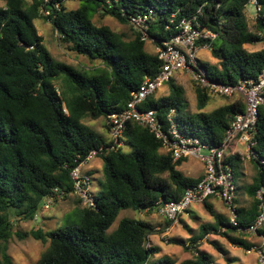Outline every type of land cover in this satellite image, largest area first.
Returning a JSON list of instances; mask_svg holds the SVG:
<instances>
[{
    "label": "trees",
    "instance_id": "1",
    "mask_svg": "<svg viewBox=\"0 0 264 264\" xmlns=\"http://www.w3.org/2000/svg\"><path fill=\"white\" fill-rule=\"evenodd\" d=\"M66 1L72 0H0V264H15L7 253L8 240L17 233L14 220L36 219L42 200L54 188L67 197L73 191L71 170L106 141L83 120L123 110L144 77L154 76L161 67L156 52L145 51L139 30L131 36L113 31L95 24L96 14L129 25L132 17L147 16L145 32L156 48L176 33L182 19L194 16L202 30L216 34L213 40L196 44L210 43L216 62L208 65L199 60V66L211 81L235 84L255 79L264 69V47L258 51L244 47L262 40L257 31L264 30V0H258L261 9L254 29L244 14L249 0H76L79 6L70 10L64 7ZM37 18L49 21L59 42L88 59L91 67L78 69L55 59L35 27ZM166 85V94L151 95L141 109L155 110L163 129L171 114L186 137L220 144L235 114L244 109L243 99L237 97L203 111L211 95L195 85L198 111L189 113L183 87L174 78ZM121 140L129 151L120 146L96 155L102 159V180L98 196L92 192V204L73 195L76 220L67 219L64 226L48 232L38 228L24 233L50 241L35 264H176L168 255L152 259L159 248L149 244L150 235L173 225L165 217L161 229L143 219L123 218L112 232L107 230L122 209L157 210L164 202L178 201L201 176L184 175L177 167L186 158L173 160L162 140L134 121L126 123ZM253 141L255 175L244 186L251 200L248 206H238L237 195L234 200L236 219L243 227L255 221L260 203L264 205V190L262 200L256 197V191L264 189L263 106L258 109ZM227 161L236 178L240 156L230 155ZM84 171L92 177V172ZM203 207L213 222L203 224L189 243L168 239L191 254L178 264H214L212 255L198 246V240L210 232L244 250L255 245L208 200ZM257 232L264 234V227Z\"/></svg>",
    "mask_w": 264,
    "mask_h": 264
},
{
    "label": "built area",
    "instance_id": "2",
    "mask_svg": "<svg viewBox=\"0 0 264 264\" xmlns=\"http://www.w3.org/2000/svg\"><path fill=\"white\" fill-rule=\"evenodd\" d=\"M255 9V18L259 16L261 5L258 0H249ZM48 12H45L47 14ZM175 13L172 14L171 22ZM145 15H137L131 18L135 29L139 30L142 39L149 40L145 30L147 29ZM176 33L162 46L156 48V54L161 62L159 71L152 77L145 76L138 89L131 92V97L123 110L108 114L105 119V127L108 138L98 149L89 151L85 159L74 167L70 176L73 180V191L68 193L80 197L83 204H92L91 176L83 169V164L91 157H96L100 152L108 149L123 146V130L128 121L147 127L154 135L161 139L164 149L170 151L173 160L181 158L200 159L204 166V174L195 184L185 189L178 201H167L162 203L157 212L174 224L178 223L183 215H187L195 204L203 205L206 200L216 197L226 206L229 214V221L238 227V231L244 234L255 235L258 243H254L251 249L256 255L258 264H264V234L258 233V229L264 227V205L260 203L259 213L252 224L243 227L237 222V212L234 200L236 198V185L232 167L227 161L230 155H239L241 160L253 159L257 154L252 147L256 133L259 107H264V69L261 70L255 79H240L235 84H223L211 81L205 70L199 66L197 55V42L201 39L213 40L216 34L209 30H202L196 19H182L175 26ZM257 35L264 42V30L257 31ZM202 46L209 50L210 43ZM191 71L192 78L200 88H206L208 94H219L222 96L238 95L243 99V111L235 114L234 118L224 132L220 144L204 142L196 137L182 135L176 126L171 114L168 123L163 125L158 121L155 110L141 109L142 103L151 95H156L157 89L182 71ZM206 149L207 154H202ZM263 188L256 191V197L262 200ZM64 196V192L54 188L52 193L44 197V208Z\"/></svg>",
    "mask_w": 264,
    "mask_h": 264
},
{
    "label": "rangeland",
    "instance_id": "3",
    "mask_svg": "<svg viewBox=\"0 0 264 264\" xmlns=\"http://www.w3.org/2000/svg\"><path fill=\"white\" fill-rule=\"evenodd\" d=\"M79 3L80 2L76 0L66 1L64 3V7L66 10L75 9L79 6ZM244 14L246 16L249 28L254 29V6L252 4H247ZM93 22L97 25H107L113 31L124 33L127 36H131L135 31L134 26L120 23L111 16L101 17L100 15L96 14L93 17ZM34 24L38 33L42 36L45 46L55 59L65 61L78 69L91 67L92 63L88 61V59L81 55H76L74 52L68 50L64 44L59 42L58 36L49 21L37 18L34 20ZM244 47L248 51H258L264 47V42L246 44ZM144 49L148 53L156 52V47L149 40L145 41ZM197 55L199 60H201L204 64L210 65L216 62V60L212 58L210 51L202 45L197 46ZM173 78L175 79L176 83L181 85L184 89V94L187 100V111L189 113L197 112L198 109L196 106L195 96V85H197V83L192 78V72L189 70L182 71L174 75ZM166 93L167 85L164 84L157 89L156 96L164 95ZM237 97L239 96H222L219 94L211 95L210 101L202 110L210 111L217 106L233 101ZM83 122L90 125L106 137L104 118L101 117L95 120L86 118L83 120ZM122 150L125 152L129 151V145L124 144ZM207 153L208 152L206 149L202 150V154ZM185 160H183L177 167L183 174L189 177H195L196 175L198 176L202 173V171H199L203 164L200 159L189 158L186 161ZM236 163L239 166L238 173L235 178L236 195L239 199L238 206H248L251 199L244 190V186L252 181V178L250 177L255 173V164L254 161L246 159V157H244V159L241 161H237ZM83 169H90L93 171L91 177V190L95 195L98 196L99 181L102 180V159L95 156L91 157L86 163L83 164ZM75 198L76 197L72 194L65 198H59L53 201L48 208L43 207L44 200H42L36 219H20L18 221L14 220L15 230L17 233H14L8 240L7 253L15 264H35L41 255L47 250L50 244L49 239L43 242L41 240L34 239L29 235L23 236L24 233H28L29 231L36 230L38 228H40L42 232H48L64 226L67 219H77L76 215L72 213L74 209L73 207L76 204ZM219 202L217 199L212 201L215 211L229 219L230 213L228 212L226 206L220 200ZM123 218L143 219L151 224L155 229H161L163 226H165V218L159 214L157 210L146 212L133 209H122L107 232H112ZM181 219L182 221H179L175 224L173 223V225L165 232L161 234L155 233L150 235L149 244L159 248V251L153 255L152 259H157L160 256L168 255L176 261V264H178L183 259L191 257L190 252H187L183 246L169 243L168 239L178 238L182 239L185 243H189L190 238L198 235L199 229L203 224L213 222L212 216L204 209L203 206L200 207V211L192 212L190 210V212H188L187 215H183ZM18 234L21 237L18 236ZM244 238L255 244L259 242V239L255 235L247 234L244 235ZM211 240L216 242L220 249L212 244ZM198 246L200 249L208 251L212 254L214 264H220L222 262L224 264H235L230 263L229 260L231 258H238L240 261V258L246 260V258L249 257V255L245 253L241 247L230 244L224 237L212 232L207 233L204 237L199 239ZM217 260H219V263ZM247 263L253 264L254 261L246 260L245 264Z\"/></svg>",
    "mask_w": 264,
    "mask_h": 264
},
{
    "label": "crops",
    "instance_id": "4",
    "mask_svg": "<svg viewBox=\"0 0 264 264\" xmlns=\"http://www.w3.org/2000/svg\"><path fill=\"white\" fill-rule=\"evenodd\" d=\"M105 131H106V128H105ZM106 139L108 138V133H107V131H106V137H105ZM189 159V158H188ZM187 160V159H186ZM185 160V161H186ZM88 170V169H87ZM188 170H190V169H188ZM88 171H90V172H92L93 173V171L92 170H88ZM199 171H202V173L201 174H199L198 176H203V174H204V166H203V164H202V166H201V169H199ZM185 175V174H184ZM254 175H255V173L250 177V178H252L253 179V177H254ZM187 176V175H186ZM197 175L195 176V177H198ZM214 199H217L218 200V202H219V198H216V197H211L209 200H208V202H210V204H212V206H213V203H212V201L214 200ZM221 201V200H220ZM219 204H220V202H219ZM203 205H201V204H195V205H193L192 206V208H191V211L192 212H196V211H200V207H202ZM213 208H214V206H213ZM215 210V209H214ZM244 250V249H243ZM208 252V251H207ZM244 252L245 253H247L248 255H249V257L248 258H246V260L247 261H254V263L253 264H257V260H256V255L254 254V252H252V251H249V252H247V250H244ZM251 253H253V254H251ZM211 254V253H210ZM212 255V254H211ZM237 260L236 261H229L230 263H235V264H245L246 263V260L245 259H242V258H240V261H239V259L238 258H236ZM231 260H232V258H231ZM217 262L219 263V260H217ZM220 264H224L223 262L222 263H220ZM247 264H250V263H247Z\"/></svg>",
    "mask_w": 264,
    "mask_h": 264
}]
</instances>
